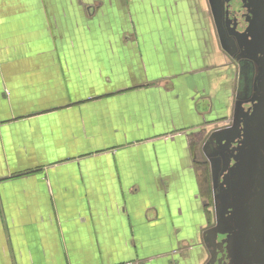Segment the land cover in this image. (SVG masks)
Returning <instances> with one entry per match:
<instances>
[{
  "label": "crops",
  "instance_id": "obj_1",
  "mask_svg": "<svg viewBox=\"0 0 264 264\" xmlns=\"http://www.w3.org/2000/svg\"><path fill=\"white\" fill-rule=\"evenodd\" d=\"M222 10L0 0V264H214L203 144L245 143L250 88Z\"/></svg>",
  "mask_w": 264,
  "mask_h": 264
},
{
  "label": "flooded vegetation",
  "instance_id": "obj_2",
  "mask_svg": "<svg viewBox=\"0 0 264 264\" xmlns=\"http://www.w3.org/2000/svg\"><path fill=\"white\" fill-rule=\"evenodd\" d=\"M222 8V17L219 22V28L224 34L226 41H232V45L229 44L230 48L228 49L231 52L232 57L239 62L240 67L246 71L245 79H248L247 81L250 84V88L246 91L243 90V94H240L238 97L239 101H241L239 105H241L242 111L245 113H243V115L247 117L253 111L252 105L257 93V78L260 72L258 59L261 54H256L249 48L252 37L249 36V33L246 29V24L242 23V21L239 19L233 20V18L236 16L242 17L245 15H247L250 20L252 19V15L250 13L247 14L248 10L245 7V3L243 2L244 11H242L243 9H238L240 10L239 12H244L242 15L232 13L234 10L232 0H222ZM227 47H229L228 44ZM228 132H234V129ZM224 133L226 132H223V134ZM223 134L222 132L212 131L204 140L203 144V152L206 163H208L211 167L212 163L215 164L217 160L219 161V167L217 171L218 180L216 181V186L213 183L212 187L210 186L213 199L215 197L214 206L212 205V207L214 216L217 218L218 226L212 228L213 223H211L209 227L211 231H208L205 236L208 240V243L211 244L210 250L213 254L211 257H218L214 261V264H250V260L246 257L233 258L229 257L230 254H227L226 256V251H229L230 240L234 235V229L237 227L235 224L236 218L233 219L230 213H227L226 211V204L233 207V201H231L230 198L238 194L237 180L240 177L241 168L238 166V162L240 161L239 150L234 148V143H236L238 140L235 142L231 136H227L226 139L223 140ZM239 137L241 140L240 143L237 144L238 148L242 146L241 143L243 139V136L240 135ZM237 155L239 156L237 157ZM236 172L239 173L238 179L236 177ZM218 195L221 197L218 198ZM215 232L221 234V238L227 239V243L218 244L215 247V242H213L214 239L212 238ZM218 241L220 243V239ZM226 244L228 246L227 249ZM215 249L217 250L218 254L215 253ZM241 259L242 261H240Z\"/></svg>",
  "mask_w": 264,
  "mask_h": 264
},
{
  "label": "water",
  "instance_id": "obj_3",
  "mask_svg": "<svg viewBox=\"0 0 264 264\" xmlns=\"http://www.w3.org/2000/svg\"><path fill=\"white\" fill-rule=\"evenodd\" d=\"M219 2L222 3V0ZM243 2L253 15L249 48L261 56L258 59L260 72L254 110L245 123L246 148L240 152L242 170L237 198H243V201L236 216L239 229L230 240V249L239 252L241 257H256L255 263L264 264V0Z\"/></svg>",
  "mask_w": 264,
  "mask_h": 264
},
{
  "label": "rangeland",
  "instance_id": "obj_4",
  "mask_svg": "<svg viewBox=\"0 0 264 264\" xmlns=\"http://www.w3.org/2000/svg\"><path fill=\"white\" fill-rule=\"evenodd\" d=\"M217 1V0H216ZM193 3H195V4H197V3H199V0H193ZM245 3V2H244ZM232 4H233V8H234V10L232 11V13H235V14H237V15H242L244 12H239L240 10H242V11H244V8H243V1L242 0H232ZM245 7L247 8V14L248 13H250V8H249V6L248 5H246V3H245ZM238 9H240V10H238ZM251 14V13H250ZM252 15V14H251ZM252 17H253V15H252ZM236 19H239V20H241L242 21V23H245L246 24V29H247V31H249L251 34H252V31L250 30V19L248 18V16L247 15H245V16H242V17H238V16H236ZM251 23H253V19H252V21H251ZM228 43V48H230V45H232V41H226V44ZM230 44V45H229ZM223 134V133H222ZM227 136H231V138L232 139H234L235 140V142H236V140H238L236 143H234V148L236 149V150H239V154H240V151L241 150H245V148H246V145H245V143H241L242 144V147H240V148H238V145L237 144H239L240 143V140L241 139H239L240 137V135H239V133L238 132H226V133H224L223 134V137H224V139H226V137ZM227 143V142H226ZM243 148V149H242ZM236 156V155H235ZM239 155H237V157H238ZM238 164L239 165H241V162L239 161L238 162ZM199 168L201 169L202 167L201 166H199ZM212 169H211V171L213 172V174H214V179H215V181H217L218 180V174H217V170H216V168L213 166V167H211ZM207 175V174H206ZM205 175V176H206ZM236 177H237V179H238V177H239V173L238 172H236ZM207 184H208V182L206 183H204V185H203V187H205V188H207ZM208 189V188H207ZM207 196H209V199H210V195H209V193L207 194ZM212 206V203H211V205H210V207ZM211 210V209H210ZM213 237L215 238H217V242L219 243V239H220V243L219 244H222V243H227V239H224V238H221V234H219V233H215L214 235H213ZM215 246V245H214ZM216 247V246H215ZM227 244H226V249H227ZM215 253L216 254H218V252H217V250L215 249ZM227 254H230V249H229V251L227 250L226 251V256H227Z\"/></svg>",
  "mask_w": 264,
  "mask_h": 264
}]
</instances>
